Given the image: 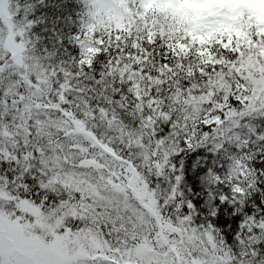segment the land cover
<instances>
[{"label": "snow or ice", "instance_id": "6c2138e0", "mask_svg": "<svg viewBox=\"0 0 264 264\" xmlns=\"http://www.w3.org/2000/svg\"><path fill=\"white\" fill-rule=\"evenodd\" d=\"M84 5L79 56L53 64L36 55L33 22L0 0V264H252L211 222L217 209L201 221L183 200L171 161L181 144H211L222 171L210 169L209 184L240 205L255 190L242 129L255 134L245 120L264 116V92L240 65L264 35L255 49L225 40L182 52L139 22L101 27L95 0ZM241 230L246 257L264 218L247 216Z\"/></svg>", "mask_w": 264, "mask_h": 264}, {"label": "trees", "instance_id": "16d2710c", "mask_svg": "<svg viewBox=\"0 0 264 264\" xmlns=\"http://www.w3.org/2000/svg\"><path fill=\"white\" fill-rule=\"evenodd\" d=\"M17 6H19L18 20L25 22L26 18L27 21L33 22L29 35L36 45V55L48 58L53 64L70 61L79 56L80 49L75 37L81 34L85 20L84 0H12L14 10ZM111 6L110 13L100 12V15H97L101 27L127 31L133 24L139 22L143 27L149 28L150 35L158 30L169 34L170 37H176L177 46L182 52H186L195 44L200 45L201 50L207 54L206 45L225 40L226 47L235 42L238 48L250 49L254 44L252 36L264 35V10L253 13L249 3L245 4L246 9L241 10L232 23L222 27H216V24L213 25L210 21L202 19L198 12L183 7L173 9L166 6L160 9L157 3L151 2L145 10L137 12L134 8L118 7L115 1ZM140 6L141 4L139 8ZM190 17L191 21H189ZM237 21L239 24L235 31L231 26ZM185 38L189 40V45L181 46L180 40ZM260 58H264V55L248 56L240 65L241 70L250 76L254 73L260 74L261 78L254 81L257 96L260 92H264V64L260 62ZM245 123L256 130L255 134H249V145H252L253 150L251 151L249 145L245 149V154L252 157L248 166L255 171L256 185L255 190H250L243 205L228 201L221 204L218 198L215 201L210 200V193L228 194L229 191L226 187L218 188L208 182L210 169L222 171L218 167L221 157L213 153L211 144L192 148L181 144L183 151L174 156L171 162L175 165L177 173L183 177L180 185L183 200L190 201L194 205L195 214L199 219L201 221L207 219L210 211L213 208L217 209L216 216L211 222L224 234L225 240L237 257L251 260L252 264H264V240L263 246L257 243L251 249H247L246 257H240V252L245 249L236 239L238 234L242 237L246 236L244 234L246 230H241V224L247 216H255L258 220L264 218V142L256 141V136L264 135V116H254L245 120ZM242 130L248 133L247 129ZM230 152L238 153L234 148H230ZM237 208H239L238 212ZM252 250L258 255L252 257Z\"/></svg>", "mask_w": 264, "mask_h": 264}, {"label": "rangeland", "instance_id": "374dc122", "mask_svg": "<svg viewBox=\"0 0 264 264\" xmlns=\"http://www.w3.org/2000/svg\"><path fill=\"white\" fill-rule=\"evenodd\" d=\"M115 1L120 7L121 4L130 7V0H95V11L97 15L100 12L110 13L112 11L111 3ZM158 3L159 7L163 9L164 6H171L173 4L179 6H186L201 12L202 19L205 15L212 16L213 22L224 21L227 16L233 15L235 11V3H242L245 0H142L140 9L145 10L152 2ZM254 7H264V0H249ZM100 15V14H99Z\"/></svg>", "mask_w": 264, "mask_h": 264}]
</instances>
